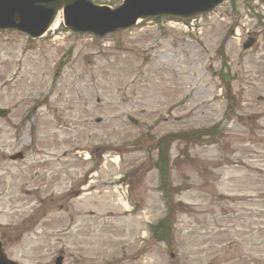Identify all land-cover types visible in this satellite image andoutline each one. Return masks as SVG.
Listing matches in <instances>:
<instances>
[{"label": "rangeland", "instance_id": "rangeland-1", "mask_svg": "<svg viewBox=\"0 0 264 264\" xmlns=\"http://www.w3.org/2000/svg\"><path fill=\"white\" fill-rule=\"evenodd\" d=\"M165 23L104 38L72 34L61 19L37 41L0 32L8 259L54 264L60 249L62 264H264V2L229 0L198 33ZM248 37L256 42L244 51ZM160 141L184 204L169 243L136 233L166 215L154 201ZM18 153L22 160H9ZM92 172L95 192L80 197L90 206L63 196ZM125 187L141 210L129 220L114 193Z\"/></svg>", "mask_w": 264, "mask_h": 264}, {"label": "water", "instance_id": "water-1", "mask_svg": "<svg viewBox=\"0 0 264 264\" xmlns=\"http://www.w3.org/2000/svg\"><path fill=\"white\" fill-rule=\"evenodd\" d=\"M225 1L122 0L119 7L110 9L96 5L93 0H0V31H15L36 40L47 32L61 13L64 27L71 32L104 37L128 30L138 21L146 22L160 18L189 21L212 12ZM253 43L254 41L249 39L243 49L250 48ZM7 113L0 110V117ZM131 122L136 124L132 120ZM0 264H17L6 259L1 246Z\"/></svg>", "mask_w": 264, "mask_h": 264}, {"label": "trees", "instance_id": "trees-1", "mask_svg": "<svg viewBox=\"0 0 264 264\" xmlns=\"http://www.w3.org/2000/svg\"><path fill=\"white\" fill-rule=\"evenodd\" d=\"M213 137V136H211ZM168 144V143H167ZM165 142L161 141L159 143V163L157 164L158 167L160 168V175H161V181H162V187L165 188L167 190V185L165 184L166 180H167V164H168V160H167V145ZM179 207L181 205H178ZM171 211V209H170ZM170 217L165 219L163 222L161 221L159 223V225L156 227V230L159 233L164 235L165 237H169L170 231H169V224H170Z\"/></svg>", "mask_w": 264, "mask_h": 264}, {"label": "bare ground", "instance_id": "bare-ground-1", "mask_svg": "<svg viewBox=\"0 0 264 264\" xmlns=\"http://www.w3.org/2000/svg\"><path fill=\"white\" fill-rule=\"evenodd\" d=\"M58 25H59V19L57 18V19L55 20V22L53 23V25H52V27H51V30H55V29L58 27Z\"/></svg>", "mask_w": 264, "mask_h": 264}]
</instances>
